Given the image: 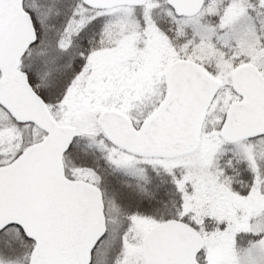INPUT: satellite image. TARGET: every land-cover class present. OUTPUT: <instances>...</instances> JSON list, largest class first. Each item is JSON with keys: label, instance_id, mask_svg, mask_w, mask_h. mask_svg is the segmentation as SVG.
Returning <instances> with one entry per match:
<instances>
[{"label": "snow or ice", "instance_id": "1", "mask_svg": "<svg viewBox=\"0 0 264 264\" xmlns=\"http://www.w3.org/2000/svg\"><path fill=\"white\" fill-rule=\"evenodd\" d=\"M0 264H264V0H0Z\"/></svg>", "mask_w": 264, "mask_h": 264}]
</instances>
